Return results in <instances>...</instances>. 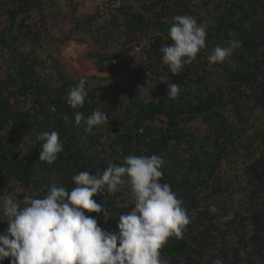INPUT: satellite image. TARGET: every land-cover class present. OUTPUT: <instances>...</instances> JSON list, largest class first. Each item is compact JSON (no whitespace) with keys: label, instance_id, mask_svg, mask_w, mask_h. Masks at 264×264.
I'll return each mask as SVG.
<instances>
[{"label":"trees","instance_id":"1","mask_svg":"<svg viewBox=\"0 0 264 264\" xmlns=\"http://www.w3.org/2000/svg\"><path fill=\"white\" fill-rule=\"evenodd\" d=\"M74 2L72 33L54 39L49 23L63 17L59 0H0V198L22 204L53 185L70 191L79 172L95 175L129 155L156 154L161 183L190 219L162 248L167 264H264V0H109L101 24V9L77 16ZM178 14L192 16L207 38L197 58L173 75L160 48L173 43L168 32ZM73 33L89 36L78 40L88 45L85 58L112 75L86 79L68 71L50 46ZM233 39L241 47L210 65L208 55ZM81 80L88 97L73 110L67 93ZM166 83L180 85L176 98H167ZM96 109L107 113L104 124L87 132L83 121L75 123L74 111L87 118ZM45 131L58 132L63 144L53 164L39 161L37 136ZM93 199L108 216L86 215L108 232H118L120 215L134 207L127 186ZM7 228L0 221V234Z\"/></svg>","mask_w":264,"mask_h":264},{"label":"clouds","instance_id":"2","mask_svg":"<svg viewBox=\"0 0 264 264\" xmlns=\"http://www.w3.org/2000/svg\"><path fill=\"white\" fill-rule=\"evenodd\" d=\"M168 38L173 43L160 48L162 63L176 75L206 47L207 31L192 16L178 14L173 17ZM241 43L233 39L227 46H217L207 57L209 64L224 62ZM166 84L167 98H176L180 85ZM87 97L81 80L70 88L66 102L73 110L82 109ZM74 120L77 125L83 121L85 130L92 132L108 120V115L96 109L85 118L83 112L74 111ZM37 139L41 141L39 161L53 164L63 151L58 132L45 131ZM162 165V157L156 154L129 155L121 163H110L102 173L73 175L75 187L70 191L53 185L43 198L28 196L22 204L11 196L0 198V216L6 217L0 221L8 225L0 234V264L5 259H10V264H167L162 248L171 237L182 236L190 219L169 184L161 183ZM126 186L134 207L120 215L118 232L102 229L95 217L86 215L107 217L106 208L93 197L110 196ZM214 264H222V260Z\"/></svg>","mask_w":264,"mask_h":264},{"label":"rangeland","instance_id":"3","mask_svg":"<svg viewBox=\"0 0 264 264\" xmlns=\"http://www.w3.org/2000/svg\"><path fill=\"white\" fill-rule=\"evenodd\" d=\"M74 4H78L77 7V16H82L86 14H93L98 9L102 11V18L98 23H102L105 19L109 18L108 10L105 7L109 5V0H75ZM71 0H59L60 11L63 13V17H60L56 22H50L49 27L51 35L54 39H57L59 36L64 37L65 35H70L72 33L73 21L71 20ZM73 40L59 45L58 43H52L51 48L52 52L60 56L63 59V62L67 64L68 71L72 74L89 79L92 76L98 77H107L112 75L114 72L109 73H98L96 67L93 63L88 61L85 58V54L88 50L87 44H80L78 40L80 39H89V36L83 33H73ZM60 46L59 52H56V47ZM49 47V48H50ZM140 48H137V51L134 52L133 59L134 62H138L140 53L138 52ZM41 58L48 60V56L45 52L41 51ZM49 62V61H48ZM50 63V62H49ZM3 65L2 62L0 64ZM132 75V66L125 71V76ZM229 172L228 177L231 179L233 176V171L227 169ZM235 179V178H234Z\"/></svg>","mask_w":264,"mask_h":264}]
</instances>
